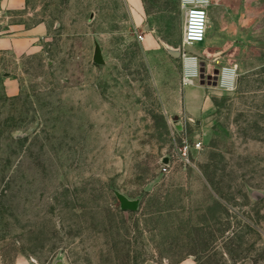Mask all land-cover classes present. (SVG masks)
I'll return each instance as SVG.
<instances>
[{
	"label": "rangeland",
	"instance_id": "obj_1",
	"mask_svg": "<svg viewBox=\"0 0 264 264\" xmlns=\"http://www.w3.org/2000/svg\"><path fill=\"white\" fill-rule=\"evenodd\" d=\"M143 1L161 32L147 47L125 0H28L3 17L0 264H264V198L251 195L264 193V0H216L191 47L181 0ZM184 52L206 78L239 67L234 90L206 79L210 107L178 115L202 142L188 166L169 111L186 93Z\"/></svg>",
	"mask_w": 264,
	"mask_h": 264
},
{
	"label": "built area",
	"instance_id": "obj_2",
	"mask_svg": "<svg viewBox=\"0 0 264 264\" xmlns=\"http://www.w3.org/2000/svg\"><path fill=\"white\" fill-rule=\"evenodd\" d=\"M210 0H181V8L184 10L185 23L183 30V43L187 44H199L206 40L207 30L210 26L209 18V6ZM138 40L142 41L144 36L137 33ZM186 52L183 53L184 59V74L183 84L192 85L195 80L200 79L201 74V60L199 56H186ZM188 55V54H187ZM189 62H193V65L187 66ZM239 77L238 65L232 64L229 66L221 67L218 75V86L225 91H232L237 84V78ZM179 136H176L175 146L177 149L178 160L184 166H188L192 163L191 149L195 146L197 149L202 148V142L199 139L193 140L189 131L190 119L180 118L177 121ZM192 141V144L190 143ZM168 162L164 164L163 172H168L171 159L169 157Z\"/></svg>",
	"mask_w": 264,
	"mask_h": 264
},
{
	"label": "crops",
	"instance_id": "obj_3",
	"mask_svg": "<svg viewBox=\"0 0 264 264\" xmlns=\"http://www.w3.org/2000/svg\"><path fill=\"white\" fill-rule=\"evenodd\" d=\"M28 0H0V35L4 32V18L5 15L9 14V12L14 10H21L26 7ZM126 5L130 11L131 21L137 28V33L144 36L142 42H145L146 47L152 43L155 44V38H157V34L161 33L156 25L146 24L145 17L147 16L146 7L143 0H125ZM222 4L220 1L210 0L208 11H209V18L210 24L213 22V19L216 17L219 18V13L222 9ZM182 9V8H181ZM183 11V30H184V23H185V12ZM209 24V25H210ZM218 27V26H217ZM210 33H218L216 35L217 38H220L222 35L219 34V31L215 28V26L210 27ZM142 29L144 31H142ZM220 29V28H219ZM221 30V29H220ZM44 31V27L42 25H38L31 29L28 33L31 35H36L42 33ZM160 37V36H159ZM11 36L9 35H2L0 36V49L7 48V46L11 45ZM194 45V44H193ZM192 45H189L191 47ZM178 50L176 53L177 55L181 54L179 48H175ZM188 55H195L193 53L186 52ZM175 54V55H176ZM209 54L212 56H217L215 51L210 52ZM201 60V59H200ZM229 66V65H226ZM184 74V70H183ZM183 78V76H182ZM209 86V83L207 84ZM186 88L185 96L182 98V103L180 104V100H177L174 105L169 107V111L175 113V119H180L182 116H178L185 113L186 118H191V116H197L198 114H202L206 111L208 107L212 104L211 97L207 95L206 86L201 84L200 79L195 80L194 84L192 85H184ZM193 105L196 106L197 112L193 109ZM14 264H30V262L24 260H17Z\"/></svg>",
	"mask_w": 264,
	"mask_h": 264
},
{
	"label": "water",
	"instance_id": "obj_4",
	"mask_svg": "<svg viewBox=\"0 0 264 264\" xmlns=\"http://www.w3.org/2000/svg\"><path fill=\"white\" fill-rule=\"evenodd\" d=\"M94 62L99 65H104L106 63V60L104 59L102 49L100 46L97 44L96 49H95V54H94ZM201 74H200V81L202 84L205 83L206 79L210 80V83H213V85H218V75H219V70L217 69L214 73V77L211 78V76H208L206 78V64L205 62H201ZM178 121V119H176ZM165 163L168 162V158L166 157L164 160ZM257 200L263 199L264 198V193L260 191H253L251 193ZM121 200L122 207L127 210H133L137 207V200L134 199H129L125 197L124 195L120 194L118 196ZM55 264H65L63 260H58Z\"/></svg>",
	"mask_w": 264,
	"mask_h": 264
},
{
	"label": "bare ground",
	"instance_id": "obj_5",
	"mask_svg": "<svg viewBox=\"0 0 264 264\" xmlns=\"http://www.w3.org/2000/svg\"><path fill=\"white\" fill-rule=\"evenodd\" d=\"M187 45L189 46V45H193V44H187ZM173 52H178V50H177V49H173ZM175 54H176V53H175ZM181 54H182V53H181ZM176 55H177V54H176ZM185 55H186V56H190V57H191V56H194V55H187V53H185ZM193 64H194L193 62H192V63L189 62L187 66H190V65H193Z\"/></svg>",
	"mask_w": 264,
	"mask_h": 264
},
{
	"label": "trees",
	"instance_id": "obj_6",
	"mask_svg": "<svg viewBox=\"0 0 264 264\" xmlns=\"http://www.w3.org/2000/svg\"><path fill=\"white\" fill-rule=\"evenodd\" d=\"M190 255H193V256H197V252H196V250L194 249V250H192L191 252H190ZM196 259H197V261H198V258L196 257Z\"/></svg>",
	"mask_w": 264,
	"mask_h": 264
},
{
	"label": "flooded vegetation",
	"instance_id": "obj_7",
	"mask_svg": "<svg viewBox=\"0 0 264 264\" xmlns=\"http://www.w3.org/2000/svg\"><path fill=\"white\" fill-rule=\"evenodd\" d=\"M210 81V80H209Z\"/></svg>",
	"mask_w": 264,
	"mask_h": 264
}]
</instances>
